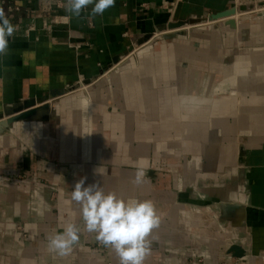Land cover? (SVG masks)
<instances>
[{"label":"crops","instance_id":"crops-1","mask_svg":"<svg viewBox=\"0 0 264 264\" xmlns=\"http://www.w3.org/2000/svg\"><path fill=\"white\" fill-rule=\"evenodd\" d=\"M65 4L0 0L18 27L0 60V264H119L71 201L85 177L155 203L144 264H264V11L116 0L68 22ZM70 222L61 257L48 238Z\"/></svg>","mask_w":264,"mask_h":264},{"label":"clouds","instance_id":"clouds-1","mask_svg":"<svg viewBox=\"0 0 264 264\" xmlns=\"http://www.w3.org/2000/svg\"><path fill=\"white\" fill-rule=\"evenodd\" d=\"M116 0H66L65 19L80 18L89 6V18L103 16L115 7ZM18 31L0 8V60L10 53V39ZM147 169L137 167L133 183L146 182ZM71 201L80 206L82 221L96 241L110 248L119 264H144L151 252L153 232L160 225L155 203L149 199L124 198L115 192H105L97 183L86 186V177L78 180L71 192ZM80 228L76 223L64 225L63 231L48 238V247L59 256L70 255L79 241Z\"/></svg>","mask_w":264,"mask_h":264},{"label":"water","instance_id":"water-1","mask_svg":"<svg viewBox=\"0 0 264 264\" xmlns=\"http://www.w3.org/2000/svg\"><path fill=\"white\" fill-rule=\"evenodd\" d=\"M240 9H244V7H240ZM235 8H231V9H227V10H224V11H221V12H217V13H214V14H211L209 16V20L212 21V20H218V19H223L225 17H228L230 16L231 14H234L235 13ZM232 20V19H228V22ZM231 22V21H230ZM181 25V22H178V23H169L168 24V29H173V28H176V27H179ZM30 102H26L24 105H18L17 108L14 110L13 113H18L17 115H15L13 118L9 119V121L13 120V119H17L21 116V111L24 110V108H26V106H28ZM4 123H7V119H2L0 120V125L4 124ZM233 250L235 251V254L237 256H239L241 254L240 250L237 248V247H233Z\"/></svg>","mask_w":264,"mask_h":264},{"label":"built area","instance_id":"built-area-1","mask_svg":"<svg viewBox=\"0 0 264 264\" xmlns=\"http://www.w3.org/2000/svg\"><path fill=\"white\" fill-rule=\"evenodd\" d=\"M255 1V0H253ZM236 4L234 6L235 10L236 11H239L237 12L236 14L238 13H241L242 10L240 9V7L244 6V10L243 12H261V11H264V2L260 1V0H256L255 2H252V3H242L241 0H235ZM16 115V114H15ZM2 120V119H0Z\"/></svg>","mask_w":264,"mask_h":264},{"label":"bare ground","instance_id":"bare-ground-1","mask_svg":"<svg viewBox=\"0 0 264 264\" xmlns=\"http://www.w3.org/2000/svg\"><path fill=\"white\" fill-rule=\"evenodd\" d=\"M237 12H239V11H235V13H234V14H231L230 16H228V17H225V18H223V19H226V20H227V19H232V18L234 19V18H236V17H237V16H236V15H237V14H236ZM218 20H219V19H218ZM172 30H173V29H172ZM174 30H175V29H174Z\"/></svg>","mask_w":264,"mask_h":264},{"label":"rangeland","instance_id":"rangeland-1","mask_svg":"<svg viewBox=\"0 0 264 264\" xmlns=\"http://www.w3.org/2000/svg\"><path fill=\"white\" fill-rule=\"evenodd\" d=\"M256 1V0H255ZM255 1H253V0H241V2L242 3H252V2H255ZM258 1V0H257ZM260 1H262V2H264V0H260Z\"/></svg>","mask_w":264,"mask_h":264}]
</instances>
